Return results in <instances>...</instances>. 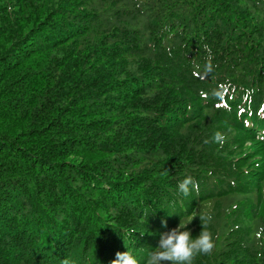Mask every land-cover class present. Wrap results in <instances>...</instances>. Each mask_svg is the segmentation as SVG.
<instances>
[{"label":"trees","instance_id":"trees-1","mask_svg":"<svg viewBox=\"0 0 264 264\" xmlns=\"http://www.w3.org/2000/svg\"><path fill=\"white\" fill-rule=\"evenodd\" d=\"M199 216L192 264H264V0H0V264H147Z\"/></svg>","mask_w":264,"mask_h":264},{"label":"clouds","instance_id":"clouds-1","mask_svg":"<svg viewBox=\"0 0 264 264\" xmlns=\"http://www.w3.org/2000/svg\"><path fill=\"white\" fill-rule=\"evenodd\" d=\"M207 47V46H205ZM215 139L222 142L223 137L216 133ZM178 190L184 196L190 194V191H199V184L191 176L186 177L178 185ZM203 231L193 239L189 231H184L188 224L192 222H180L177 228L164 232L160 236L157 250L150 253L147 264H192L197 254H211L215 248L213 236L209 231L204 230V224L210 222L211 216H199ZM161 224L167 227V221L161 220ZM67 264V261L64 262ZM112 264H137V261L126 251L117 252L116 258Z\"/></svg>","mask_w":264,"mask_h":264},{"label":"rangeland","instance_id":"rangeland-1","mask_svg":"<svg viewBox=\"0 0 264 264\" xmlns=\"http://www.w3.org/2000/svg\"><path fill=\"white\" fill-rule=\"evenodd\" d=\"M249 109V105H248V103H245V105H244V110L245 111H247ZM263 213V212H262Z\"/></svg>","mask_w":264,"mask_h":264}]
</instances>
